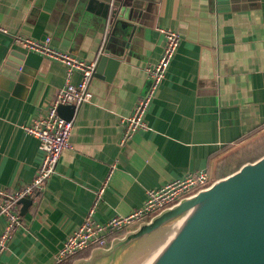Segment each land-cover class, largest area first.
I'll use <instances>...</instances> for the list:
<instances>
[{"label":"crops","instance_id":"1","mask_svg":"<svg viewBox=\"0 0 264 264\" xmlns=\"http://www.w3.org/2000/svg\"><path fill=\"white\" fill-rule=\"evenodd\" d=\"M114 1L0 0L8 33L0 31V191L34 178L43 153L23 126L44 114L66 79L63 64L11 35L48 37L57 50L96 63L108 47ZM135 1L123 59L109 81L107 66L93 75L91 99L71 119V148L37 199L23 214L16 202L21 227L0 264H55L100 191L94 218L105 222L140 207L147 190L198 171L217 180L264 155V0ZM161 28L177 32L180 44L145 112L147 129L121 143L125 118L149 86L145 68L161 55ZM80 80L74 71L71 83ZM4 225L0 215V234Z\"/></svg>","mask_w":264,"mask_h":264},{"label":"water","instance_id":"2","mask_svg":"<svg viewBox=\"0 0 264 264\" xmlns=\"http://www.w3.org/2000/svg\"><path fill=\"white\" fill-rule=\"evenodd\" d=\"M136 4L135 0L110 3L107 14L113 25L94 76L107 66L109 81L123 59L138 19ZM75 108L60 105L57 112L71 120ZM17 203L23 204V214L31 200L20 198ZM73 264H264V155Z\"/></svg>","mask_w":264,"mask_h":264},{"label":"built area","instance_id":"3","mask_svg":"<svg viewBox=\"0 0 264 264\" xmlns=\"http://www.w3.org/2000/svg\"><path fill=\"white\" fill-rule=\"evenodd\" d=\"M108 19L111 20V16ZM0 31L8 34L4 28L0 27ZM160 32L164 38L161 55L156 63L145 68L149 86L145 94L135 104L132 113L125 118L121 143H125L134 132L147 129L144 121L145 112L165 77L180 44L181 36L177 32L165 28H161ZM11 37L16 44L24 46L28 51L36 52L63 64L66 79L64 85L54 94L44 114L23 126L25 133L38 140L43 156L34 178L29 183L14 191H0V215L5 220L3 231L0 234V256L5 252L15 232L21 227L17 200L20 198L36 200L54 175L62 152L71 148L69 137L73 124L71 120H65L58 115V106H77L89 102L91 95L88 86L96 67L95 62L79 60L67 52L57 50L51 45L48 37L41 41L19 34H12ZM74 71L81 75V80L77 85L70 81ZM213 181L206 171L189 173L183 178L169 181L161 187L147 190L145 200L140 207L126 215L111 216L105 222H99L94 218L96 205L101 196V191L98 192L94 204L88 210L81 224L67 236L56 253L55 264H63L86 251L107 247L113 239L121 237L161 211L208 187Z\"/></svg>","mask_w":264,"mask_h":264},{"label":"trees","instance_id":"4","mask_svg":"<svg viewBox=\"0 0 264 264\" xmlns=\"http://www.w3.org/2000/svg\"><path fill=\"white\" fill-rule=\"evenodd\" d=\"M250 158V157H249ZM252 159V157L250 158V160ZM90 252H91V250L90 251H86V252H84L83 254H81L80 256H78V257H76V258H74V259H71V260H69V261H67V262H65V263H63V264H73L74 263V261H75V259H79V258H85V257H87L89 254H90Z\"/></svg>","mask_w":264,"mask_h":264}]
</instances>
